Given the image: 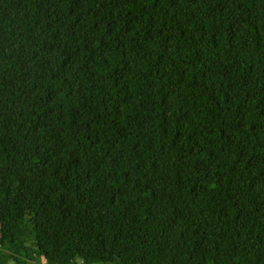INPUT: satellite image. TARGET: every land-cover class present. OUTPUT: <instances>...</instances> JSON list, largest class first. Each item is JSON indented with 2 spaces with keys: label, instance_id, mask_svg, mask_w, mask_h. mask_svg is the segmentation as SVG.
Listing matches in <instances>:
<instances>
[{
  "label": "trees",
  "instance_id": "trees-1",
  "mask_svg": "<svg viewBox=\"0 0 264 264\" xmlns=\"http://www.w3.org/2000/svg\"><path fill=\"white\" fill-rule=\"evenodd\" d=\"M0 264H264V0H0Z\"/></svg>",
  "mask_w": 264,
  "mask_h": 264
}]
</instances>
